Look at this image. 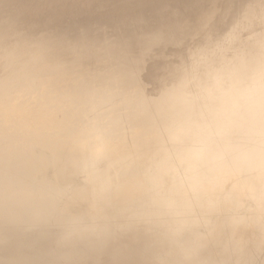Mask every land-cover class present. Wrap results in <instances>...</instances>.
Instances as JSON below:
<instances>
[{"label":"clouds","instance_id":"clouds-1","mask_svg":"<svg viewBox=\"0 0 264 264\" xmlns=\"http://www.w3.org/2000/svg\"><path fill=\"white\" fill-rule=\"evenodd\" d=\"M0 264H264V0H0Z\"/></svg>","mask_w":264,"mask_h":264}]
</instances>
